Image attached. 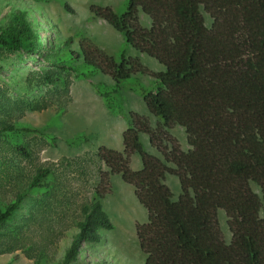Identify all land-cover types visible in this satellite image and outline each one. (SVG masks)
<instances>
[{
  "label": "trees",
  "instance_id": "obj_1",
  "mask_svg": "<svg viewBox=\"0 0 264 264\" xmlns=\"http://www.w3.org/2000/svg\"><path fill=\"white\" fill-rule=\"evenodd\" d=\"M65 9L73 11L67 3ZM91 11L163 70L87 43L70 49L72 39L58 47V66L79 77L99 72L111 77L114 88L99 89L107 101L132 77L151 75L159 87L143 97L158 123L154 127L133 113L123 148L99 149L105 169L93 197L73 218L76 230L62 255L58 243L72 231L57 229L52 216V200L60 192L55 169L28 167L33 154L21 144L15 145L21 163H14L9 145H1L0 254L22 252L34 264H76L81 244L99 245L114 229L103 200L112 178L121 175L147 210V221L136 227L145 264H264V0H128L121 13L96 4ZM33 12L17 8L3 17L0 46L35 53L45 38L52 42L41 33L44 20ZM141 14L150 19L148 28ZM179 127L187 148L174 135ZM3 130L37 131L11 124L0 125V134ZM144 135L161 157L146 150ZM136 154L139 170L131 167ZM168 175L179 179L177 199L165 182ZM220 212L227 217L229 241Z\"/></svg>",
  "mask_w": 264,
  "mask_h": 264
},
{
  "label": "rangeland",
  "instance_id": "obj_2",
  "mask_svg": "<svg viewBox=\"0 0 264 264\" xmlns=\"http://www.w3.org/2000/svg\"><path fill=\"white\" fill-rule=\"evenodd\" d=\"M128 0H0V23L10 10L28 7L44 23V39L40 52L8 49L0 46V125L11 124L36 129V132L3 130L0 146L9 145L8 154L14 163H21L16 156L15 145H25L33 154L28 167L37 165L55 169L60 192L52 203L58 220L56 228L72 231L58 243L62 249L70 243L75 231L73 218L80 205L93 197L100 171L105 169L98 157L101 147L121 150L123 133L138 114L150 120L155 127L158 119L147 109L143 92L156 91L159 82L149 74H138L123 83L113 101H107L100 93L102 86L114 88L111 77L93 73L79 77L76 72L58 66V47L70 39L69 48L79 50L87 43L101 48L109 56L118 58L121 52L140 58L150 70L157 72L163 66L154 58L141 54L127 43L125 35L114 29L92 11L93 5L110 6L121 13ZM73 9L68 12L65 4ZM208 24L211 23L207 16ZM141 23L150 26V19L141 14ZM49 26V27H48ZM50 28V29H49ZM80 71L82 61L75 62ZM56 78L48 81L47 77ZM174 135L187 148L186 135L176 128ZM147 151L160 156L148 136L142 137ZM6 147V146H5ZM131 167L139 170L142 161L134 155ZM166 184L177 199L181 194L179 179L166 177ZM258 190V189H257ZM103 205L114 229L107 231L102 242L96 246L81 244L80 259L76 264H145L146 256L140 248L137 225L147 221V210L139 202L133 185L126 183L121 175L112 178L110 193ZM55 222V220H54ZM220 222L227 241L231 233L227 217L220 212ZM0 264H34L22 252L0 254Z\"/></svg>",
  "mask_w": 264,
  "mask_h": 264
}]
</instances>
